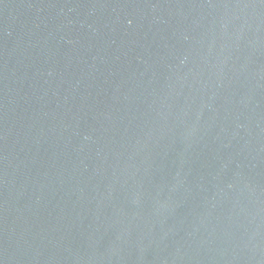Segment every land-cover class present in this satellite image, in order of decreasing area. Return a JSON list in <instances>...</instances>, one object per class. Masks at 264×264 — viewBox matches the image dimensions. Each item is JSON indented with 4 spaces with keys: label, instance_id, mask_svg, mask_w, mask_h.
Segmentation results:
<instances>
[{
    "label": "water",
    "instance_id": "water-1",
    "mask_svg": "<svg viewBox=\"0 0 264 264\" xmlns=\"http://www.w3.org/2000/svg\"><path fill=\"white\" fill-rule=\"evenodd\" d=\"M0 264H264V0H0Z\"/></svg>",
    "mask_w": 264,
    "mask_h": 264
}]
</instances>
